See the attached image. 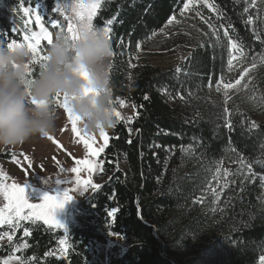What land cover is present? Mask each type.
Here are the masks:
<instances>
[{
  "label": "trees",
  "instance_id": "1",
  "mask_svg": "<svg viewBox=\"0 0 264 264\" xmlns=\"http://www.w3.org/2000/svg\"><path fill=\"white\" fill-rule=\"evenodd\" d=\"M184 3L103 0L93 22L102 29L115 17L109 88L113 97L126 98L135 106L136 116L106 130L109 143L100 157L102 182L76 206V224L67 236L42 222H27L17 230L2 226L0 236L11 232L13 240L0 247V262L19 256L34 264H260L264 256V122L251 129L250 109L230 106L226 115L223 103L209 93L221 76L225 80L239 77L226 71L225 44L211 40L189 49L178 68L140 65L132 71V80L127 69V56L137 44L147 49L148 41L165 30L172 16L180 17ZM209 3L223 16L218 19L216 12L199 5L200 16L222 37L219 26L231 25L229 35L242 43L249 60L264 55V11L258 18L255 8L244 13L246 0ZM56 4L57 0H0V41L22 40L16 27L25 28L23 7L45 12L66 28L64 15L52 11ZM249 14L252 24L246 23ZM176 38L156 43L168 50L180 43ZM259 88L260 97L264 86ZM240 157L252 171L242 168L219 195L209 193L214 167L233 164ZM245 175L250 178L244 179ZM110 212L114 214L109 216ZM25 230L29 235H24ZM112 235L131 243L124 250L109 247L103 263L97 247L108 246ZM64 237L68 248L62 258L58 253Z\"/></svg>",
  "mask_w": 264,
  "mask_h": 264
},
{
  "label": "rangeland",
  "instance_id": "2",
  "mask_svg": "<svg viewBox=\"0 0 264 264\" xmlns=\"http://www.w3.org/2000/svg\"><path fill=\"white\" fill-rule=\"evenodd\" d=\"M57 3L71 4L72 0H57ZM199 5L203 6L202 0L200 4L196 5V7L198 8ZM26 8H29L32 11H30V13L26 16L22 10L23 16H25V19H23L25 28L22 29L17 26L16 32L20 31L23 36L26 32L39 31V26L35 24L36 14H39L42 17V23L50 31H52L54 35L57 31H59V28H53V21H51L50 18L46 16L45 12L41 13L37 9H31L30 7ZM207 9L212 11L209 8ZM255 9L257 13L256 18H258L261 12L264 11V0H257V6ZM63 15L65 18V16H72L73 14L71 12H64ZM96 15L94 16L93 21ZM209 24L210 23H205V19L202 20L200 16H198L194 11L185 12L183 16H181L180 14V17L177 18L176 23H174L173 25L167 24L165 30L156 32L155 35L152 36V38L147 43V49L143 48L142 45H140L139 49L136 48L133 53H130L127 56V69L130 74V79L132 80L134 78V74L132 73V71H134L140 65L150 64L151 66L159 70L178 68L180 64L186 60V57L189 54V49L205 46L208 42H211V40L217 43L216 36L213 35V30L216 28L214 26L210 28ZM175 36H179V38H176V40H180V43L168 50L162 49L164 48V44L156 43L161 42L164 38L172 39ZM44 43L46 42H42V45ZM221 44H225L227 50L225 51L227 73L229 75L239 74L240 65H237L236 70H234L233 72H228L227 59L229 57V50L227 38L222 37L220 33V41L217 43V45ZM45 52L46 49L44 50V53ZM260 57L261 56L256 57L257 67L255 69H252L250 72V75L253 78L252 83L255 86V95L257 99L259 97L258 91L260 90L259 84L264 86V64L259 63ZM247 58V65L250 66L252 59L249 60L248 55ZM114 60L115 53L114 56L111 57L109 65H113ZM132 65L135 66L133 67ZM108 71L110 72L109 69ZM32 72L34 78L35 75L39 72L38 64L32 67ZM216 87L217 83L215 87L208 88V91L212 96L218 98L223 103L224 107L229 108L231 106L239 109L240 111H248L250 109L251 112L249 111V114L252 121H255L257 124L264 122V108L253 109L250 106L253 101H249L247 99V95H251V93H248L247 90L232 94V98L227 102V104H225L222 84L220 85V92L216 91ZM116 98L125 100V106L121 107L119 103L116 102ZM116 98L114 97L115 107L118 111L121 112V120L126 123L131 122L136 116V111L132 103L123 97ZM255 102L258 103V100H256ZM129 117L132 118L130 121L128 119ZM78 131L84 138H93L92 140H90L93 148L104 146L103 137L99 134V132L95 134H86L82 131L79 124ZM49 136L51 137V139H49V137H35L15 147L0 150V155L6 154L7 156H9L6 159L0 158V173H3L7 177V180L5 181L6 183H28L25 195L31 203H39L45 194L62 193L64 188L70 189V195L73 196V199L65 202L64 206L62 208L56 209L54 213L56 219L65 226L67 231L54 225L45 224L43 220H36L35 218L21 221L19 227L14 229L17 230L21 228L23 224L27 222H42L46 226L63 230L65 235L67 236L69 228L72 225L76 224V206L80 202L86 200L94 191L97 190L93 189L91 185H89L87 189L82 192L81 189L84 186L82 184L77 185L75 182L77 175L79 176V179L81 181L90 180L92 184L100 185L102 182V179L99 178L102 169V162L100 157L104 152L97 157L91 156L88 150L84 148L81 141V136H78L75 133L71 132V123L67 120L66 113L63 112L61 119L57 123L56 132ZM106 147L104 148V151ZM21 153L26 155L28 159H24ZM83 159L93 160L96 164L100 165V167L95 168L91 173H89L86 168H83L76 163L77 160ZM72 167H80L81 171L78 174L72 173L70 171ZM217 167L220 168L219 175H217L216 172ZM61 168H64L65 171L61 172ZM225 169H227L229 173V175L227 176L224 175ZM236 172H243V169L238 162H235L233 164L222 163L221 165L215 166L209 180V185L207 187L209 193L217 194L224 188L230 177ZM56 178H60L69 182L55 185ZM45 180L48 181V184L45 182ZM5 203L6 201L2 196H0V207H3ZM2 226L11 228L8 225H0V227ZM7 234L12 235L11 232H7ZM2 236L4 238L0 239V247L6 246L11 243V241L7 240L5 233ZM130 243V241L123 237L112 235L109 239L108 246L97 247V256L103 263H105L106 252L109 247L119 246L124 250L130 245ZM67 248V238L64 237V239L61 241V247L59 248L58 255L62 258H65ZM16 257L17 256L12 257L13 259L11 261V264H19V261L15 259ZM23 261L24 264H34L32 260Z\"/></svg>",
  "mask_w": 264,
  "mask_h": 264
},
{
  "label": "clouds",
  "instance_id": "3",
  "mask_svg": "<svg viewBox=\"0 0 264 264\" xmlns=\"http://www.w3.org/2000/svg\"><path fill=\"white\" fill-rule=\"evenodd\" d=\"M45 57L33 78L28 67L33 56L27 45L9 47L0 41V150L54 134L63 112L57 96L66 98L86 134L117 123L109 88L112 48L102 29L81 31L76 40L57 32ZM88 89H95V94H86Z\"/></svg>",
  "mask_w": 264,
  "mask_h": 264
},
{
  "label": "snow or ice",
  "instance_id": "4",
  "mask_svg": "<svg viewBox=\"0 0 264 264\" xmlns=\"http://www.w3.org/2000/svg\"><path fill=\"white\" fill-rule=\"evenodd\" d=\"M102 2L103 0H87V2L86 0H72L71 4L57 3L52 9L54 13L60 12L63 14L64 12H71L73 15L65 16V20L67 22L66 28L64 26H61L59 22L56 21L53 22V28H59V31L57 32L66 33L68 37L72 40L78 39L81 34V31H91L96 28L93 23V18L97 14V10L101 8ZM200 3L201 0H186V3H184L183 5V10L181 11V16H183L184 13L188 11H194L198 16H200L199 9L196 7V5ZM202 5L216 12L218 19H220L223 16V14L216 8L214 3H209V0H202ZM256 6H257V0H246V6L243 8V12L250 13V9H254L256 8ZM22 10L26 16L30 13V11H32L26 7H23ZM200 18L202 20L204 19L203 16H200ZM253 20H254L253 16L249 14L247 16L246 23L252 24ZM114 22H115V17L108 19L106 21V26L102 28L106 38L109 41H110V34L112 32L111 25ZM176 22H177V17L172 16L168 20V25H173ZM205 23H208V21L205 20ZM35 24L39 26V31L26 32L23 35L22 40L20 42H18V40L15 38L11 39L10 42H6L9 47H12L13 45H17V44L27 45V47L32 52V56H33L32 62L28 66L29 74L32 76H33L32 67L38 64L40 69L41 61H43L46 58L44 50L47 49L52 44L55 36L53 32L50 31L42 23V17L39 14L35 15ZM209 27L211 28L212 25L209 24ZM219 27L223 28V36L228 38L227 39L228 50H229V57L227 59L228 72L231 73L234 70H236L237 65H240V67H239L238 78L225 80L224 77L221 76L220 80L217 82L216 91L217 92L221 91L220 85L222 84L223 96L225 98V104H227V102L232 98V94L247 90L248 93H251V95H247V99L249 101H253L252 104L253 109L264 107V94H262L259 97L258 103L255 102L257 100V97L255 95V86L252 83L253 78L250 75L251 70L257 67L256 58L253 57L250 66H248L247 65L248 58L244 51V47L242 43H239L236 39H233L229 35V30L231 29L232 26L231 25L225 26L224 24H221ZM13 31H15V29H13ZM213 35L216 36V42L218 43L220 41L219 31L214 29ZM0 39H2V36H0ZM257 39H259V37H257ZM42 42H46V43L42 45ZM137 48L138 49L140 48L139 44H137ZM113 56H114V51L112 50V57ZM259 63L264 64V55L260 57ZM132 66L134 67L135 65ZM111 67L112 65H109L108 69L110 70ZM89 92L95 94V89H88L86 91V94ZM144 99L147 100L148 97L145 96ZM55 101L57 105L63 110V113H66V118L71 123V132L75 133L78 136H81L80 132L78 131L77 118H74L72 116L71 111L68 109L66 98L57 96L55 98ZM116 102L119 103L121 107L125 106V100L121 98H116ZM113 110L117 118V121L121 120L122 119L121 112L118 111L116 107H114ZM223 111L226 115L229 114V109L227 107H225ZM128 119L130 121L132 118L129 117ZM227 127L229 129L233 127L231 121H227ZM257 127L258 125L255 121L250 122L251 129H256ZM99 134L103 137L104 140V146H101L99 148L92 147V143H90V140L93 139L92 137L84 138L83 136H81V141L83 143L84 148L87 149L90 155L93 157H97L101 153H103L104 148L107 146L109 141V135L106 130L100 131ZM47 137L51 139L50 136ZM21 155L23 156L24 159H28L27 156L24 155L23 153H21ZM76 163L77 165L86 168L89 173H91L95 168L100 167V165L96 164L93 160H89V159L77 160ZM238 163L241 165L242 168L247 167L248 172L252 171L251 165L250 164L246 165L243 157H240ZM60 171L63 172L65 171V169L61 168ZM70 171L72 173L78 174L81 171V168L72 167ZM216 172L217 175L220 174L219 167H217ZM224 175L225 176L229 175L227 169L224 170ZM243 178L249 179L250 177L245 175ZM6 180L7 177L3 173H0V196H2L3 199L6 201L3 207H0V225H8L14 230L17 227H19L21 221L35 218L36 220H43L45 224L54 225L56 227L63 228L65 231H67L65 226L56 219L54 213L56 209L62 208L65 202L73 199V196L70 195V189L64 188L62 193L45 194L39 203H31L30 200L26 198L25 195L26 187L28 186V183L19 184L13 182L9 184L5 182ZM45 182L48 184L47 180H45ZM67 182L69 181H65L60 178L55 179V185H60ZM75 182L77 185L82 184L84 186L81 189L82 192L85 191L89 185H91L93 189H98L100 187V185L98 184H92L90 180L81 181L78 175ZM217 195L219 194L217 193ZM113 214L114 213L110 212L109 216H112ZM5 235L8 241L13 240L12 235L7 233H5ZM24 235L27 236L29 235V233L25 230ZM3 238H4L3 236H0V239ZM12 259L13 258L10 256L7 259H4L2 262H0V264H11ZM15 259L19 261V264H24V261L21 257L17 256ZM260 264H264V256L261 257Z\"/></svg>",
  "mask_w": 264,
  "mask_h": 264
}]
</instances>
